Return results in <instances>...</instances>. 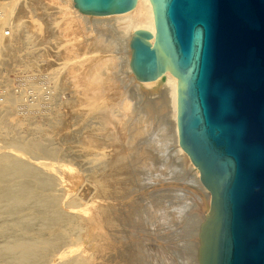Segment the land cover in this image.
<instances>
[{
    "label": "bare ground",
    "instance_id": "obj_1",
    "mask_svg": "<svg viewBox=\"0 0 264 264\" xmlns=\"http://www.w3.org/2000/svg\"><path fill=\"white\" fill-rule=\"evenodd\" d=\"M69 1L76 12L88 18L90 26L113 37L116 47L114 52H126L120 63V70L135 84L136 103L140 105L142 113L135 120H125L126 123L119 129L121 133H127L124 153L129 150L130 143L140 140L139 124L143 115L151 116L153 108H162V125L163 122L167 124L170 133L169 149L178 160L180 173L186 175L193 188L200 193V199H194L195 206L186 217L187 248L180 257L183 263L199 264V233L201 224L206 219V211L210 212L211 194L202 184L198 168L179 144L178 77L165 67L155 79L141 81L130 67V40L136 30L149 32L151 37L147 42L155 46L156 27L152 3L150 0H135L133 8L127 12L91 15L80 12L74 1ZM22 2L23 0H0V264H82L77 248L80 243L83 245V240L78 237L68 244L65 242L66 237L76 233L78 229L75 227L72 231L66 230L63 225L66 215L58 216L64 209L60 193L62 170L69 168L66 164L68 160H80L78 165L84 175L93 170H102L101 159L105 156H101L111 143L109 140L117 139L111 138H114L116 129L120 128H116V125H121L122 118L118 119V108L114 105L121 106L120 110L123 109L127 114L125 109L128 110L129 102L126 103V98L121 97L109 105L101 103L104 92L115 95L117 91V83L114 85L110 78L114 76H109L110 72L103 65V60L97 61L83 73L82 110L80 115L76 114L71 119L67 133L57 129L56 109L62 95L64 96L56 74L57 68L35 74L34 96L27 98L31 90L28 91L24 86L13 90L4 77V72L10 70L17 73L31 67L37 45L35 40L34 47L27 43L23 23L13 21ZM33 10L29 8L30 12ZM41 14L37 19H42L43 15L49 17L46 12ZM4 26L11 30L8 39H4L1 34ZM34 26L38 28L40 23L34 22ZM49 28L48 26L45 32ZM66 57L65 55L63 59ZM70 76L75 78L77 73H71ZM123 116L125 117L124 114ZM152 121L157 130L162 128L156 124L160 121ZM77 123L78 126L80 123L79 130ZM78 133L82 137L80 149L75 144ZM113 145L115 144L112 143ZM140 204L142 203L134 209V215L139 218L138 226L141 222H148L144 216L147 210L140 209ZM57 225L60 230L54 232L53 228ZM157 254L149 246H144L145 260L154 258ZM159 261H163V258L159 257Z\"/></svg>",
    "mask_w": 264,
    "mask_h": 264
},
{
    "label": "water",
    "instance_id": "obj_2",
    "mask_svg": "<svg viewBox=\"0 0 264 264\" xmlns=\"http://www.w3.org/2000/svg\"><path fill=\"white\" fill-rule=\"evenodd\" d=\"M84 14L135 0H73ZM156 27L136 30L141 81L178 77L179 144L211 194L199 264H264V0H150Z\"/></svg>",
    "mask_w": 264,
    "mask_h": 264
},
{
    "label": "rangeland",
    "instance_id": "obj_3",
    "mask_svg": "<svg viewBox=\"0 0 264 264\" xmlns=\"http://www.w3.org/2000/svg\"><path fill=\"white\" fill-rule=\"evenodd\" d=\"M30 7L34 9L33 12L29 11ZM45 12L49 17L43 15ZM40 14L43 15L42 19H37ZM79 15L69 0H23L13 21L23 23L27 43L34 47L35 40L37 44L33 64L17 73L10 70L4 72L13 90H17L18 86L31 90L27 96L29 98L34 96L35 74L57 68L56 74L64 94L56 109L57 129L65 133L69 131L71 119L76 114L80 115L82 110L83 73L97 61L103 60L109 76H114L110 77L114 85L117 83L115 95L104 92L101 103L109 105L121 97L126 98V103L129 102L128 110L125 109L127 114L120 110L121 106L114 105L119 110L116 114L118 119L122 118L121 125H116V128H120L111 138L117 139L114 142L109 140L111 143L101 156H105L101 159L102 170H93L84 175L78 165L80 160L66 161L69 168L62 170L63 182L60 187L64 209L58 216L66 215L63 223L66 230L72 231L77 227L78 231L68 235L65 242L68 244L78 237L83 240V245L80 243L77 248L82 264H186L180 258L187 248L186 217L195 206L194 199H200V193L193 188L188 177L180 173L178 160L169 149L170 133L168 125L164 122L162 125V108H153L151 116L143 115L139 124L140 140L130 143L128 152H123L127 133H121L119 129L126 121L135 120L142 113L140 105L136 103L135 84L120 70L126 52H114L113 37L100 33L98 28L89 25L88 18ZM34 22H39L40 26L36 28ZM48 26L49 31L45 32ZM5 30L10 35L11 30L7 26L1 30L2 37L8 39L10 35H4ZM65 55L67 61L63 59ZM71 73H77V76L72 78ZM152 120L160 121L156 124L162 128L157 130ZM76 126L79 130L80 123ZM76 137L75 144L80 149L81 133ZM112 143L116 146L113 147ZM74 187L75 190H72ZM139 203H142L140 209L147 210L144 216L148 220L147 224L139 223L140 226L139 218L134 215ZM53 230L58 232L59 225L54 226ZM144 246H149L158 254L145 260ZM159 257L163 261L158 262Z\"/></svg>",
    "mask_w": 264,
    "mask_h": 264
},
{
    "label": "built area",
    "instance_id": "obj_4",
    "mask_svg": "<svg viewBox=\"0 0 264 264\" xmlns=\"http://www.w3.org/2000/svg\"><path fill=\"white\" fill-rule=\"evenodd\" d=\"M4 35L8 36L9 35V31L8 30H5L4 31Z\"/></svg>",
    "mask_w": 264,
    "mask_h": 264
}]
</instances>
